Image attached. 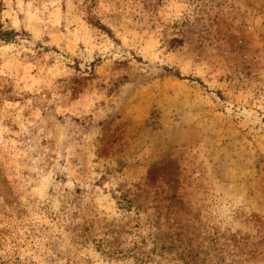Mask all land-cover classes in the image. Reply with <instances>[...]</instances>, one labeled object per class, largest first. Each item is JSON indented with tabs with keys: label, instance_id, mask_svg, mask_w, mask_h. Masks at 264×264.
Returning a JSON list of instances; mask_svg holds the SVG:
<instances>
[{
	"label": "rangeland",
	"instance_id": "obj_1",
	"mask_svg": "<svg viewBox=\"0 0 264 264\" xmlns=\"http://www.w3.org/2000/svg\"><path fill=\"white\" fill-rule=\"evenodd\" d=\"M0 24V264H264V0Z\"/></svg>",
	"mask_w": 264,
	"mask_h": 264
},
{
	"label": "trees",
	"instance_id": "obj_2",
	"mask_svg": "<svg viewBox=\"0 0 264 264\" xmlns=\"http://www.w3.org/2000/svg\"><path fill=\"white\" fill-rule=\"evenodd\" d=\"M14 34L13 30H6L3 29L2 25L0 24V39L7 40Z\"/></svg>",
	"mask_w": 264,
	"mask_h": 264
}]
</instances>
